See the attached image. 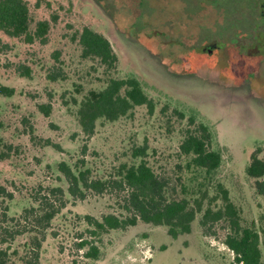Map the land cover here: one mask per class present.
I'll return each mask as SVG.
<instances>
[{
	"label": "rangeland",
	"instance_id": "rangeland-1",
	"mask_svg": "<svg viewBox=\"0 0 264 264\" xmlns=\"http://www.w3.org/2000/svg\"><path fill=\"white\" fill-rule=\"evenodd\" d=\"M25 1L31 30L42 20H48L50 28L44 45L25 44L21 38L0 33V84L14 90L11 97L0 96V136L15 148L0 162V184L13 193L5 204L7 217L17 220L7 221L0 212V232L21 231L1 245L9 244L8 264H23L33 256L35 238L42 239L40 264H232L233 254L223 243L225 222L202 227L200 220L207 207L222 206L214 187L221 183L242 223L264 230V197L255 192L254 181L245 174L251 153L256 148L262 150L260 157L264 153V99L245 94L241 85L234 84L251 72L248 60L238 56L249 41L239 39L232 49L226 32V48L213 56L202 54L204 44L221 40L211 35L214 26L229 23L222 11L208 6L200 17L202 0ZM84 26L109 41L117 56L115 70L107 72L97 60L81 58V47L72 35ZM253 38L258 40L257 35ZM55 51L57 61L52 56ZM170 63L178 73L168 70ZM25 68L30 70L28 76L19 73ZM51 72L60 78L49 81ZM130 76L154 101L153 114L140 106L115 122L100 119L87 139L78 124L74 100L103 89L109 78ZM252 81L262 88L260 76ZM40 105H49L48 116ZM192 114L196 123L210 128L211 149L221 152L222 161L190 232L173 239L166 227L138 221L134 227L94 237L99 256L85 258L77 248L79 236L88 237L92 229L85 217L100 221L109 214L124 215L119 199L123 192L109 187L104 193L86 191L83 198L71 197L57 165L64 162L72 169L81 165L90 171L91 180H116L121 164L138 162L131 157L132 148L146 141L145 160L166 181L167 198L191 202L198 194L196 183L183 169L186 158L179 155L178 146L185 130L194 128L188 125ZM39 186L63 191L62 197L50 202L61 208L45 230L34 227V215L21 218L25 209L37 206L31 196Z\"/></svg>",
	"mask_w": 264,
	"mask_h": 264
},
{
	"label": "trees",
	"instance_id": "trees-1",
	"mask_svg": "<svg viewBox=\"0 0 264 264\" xmlns=\"http://www.w3.org/2000/svg\"><path fill=\"white\" fill-rule=\"evenodd\" d=\"M53 19L55 18L52 17L51 22ZM49 28L50 22L42 20L38 21L35 28L31 30L29 7L25 0H0V33L3 35L13 39L21 38L25 44L39 42L44 45ZM72 40L81 47V58L97 60L107 72L116 69L117 56L109 41L102 34L84 26L72 35ZM52 56L57 61L59 52H53ZM19 73L22 76H28L30 70L25 68ZM60 76L51 72L47 74V79L54 82ZM13 95L12 88L0 84V96L11 97ZM74 102L77 104L78 124L87 139L94 134L96 122L100 119L111 123L130 115L136 107L145 106L150 115L155 109L154 101L145 94L139 80L132 76L124 79L109 78L103 89L90 90L79 102L76 100ZM39 109L45 116L49 115V105H40ZM179 117L184 119V114L179 113ZM188 125L194 128L185 130L178 146V152L180 156L186 158L183 169L190 174V181L196 183L198 194L191 202L186 198L180 200L167 198L166 181L159 178L145 160L148 151L146 141L141 146L132 148L131 157L138 159V162L121 164L116 180H91L90 171L81 165H75L74 169L64 162L57 165L68 183L67 191L71 197L83 198L86 191L104 193L109 187L117 188L119 193L123 192V196L119 199L124 215L109 214L103 216L100 221L89 216L85 217L92 229L88 230V237L81 234L77 244L78 250L83 251L82 255L85 258L95 260L99 256L100 251L93 240L94 237L110 230H125L128 227H134L138 221L166 227L167 234L173 239L179 234L190 232L191 223L196 214L202 211L203 200L208 196V190L221 165L222 154L218 150L211 149L213 134L203 122L196 123L194 114L188 117ZM85 149L84 146L83 152ZM14 151L15 148L5 143L0 136V162L8 159ZM261 153V148H256L251 153L245 174L254 181L255 192L264 197V153L260 157ZM214 187L216 199L219 198L222 201V206L216 210L207 207L203 211L200 225L205 227L219 221L225 222L226 235L223 243L233 254L232 264H264V230H257L254 223L244 225L238 209L229 199L227 189L221 183H215ZM62 194L61 188L39 186L35 194L31 196L37 206L25 209L21 218L34 215L37 225L34 227L47 229L61 208L50 202L54 197H62ZM12 198L13 193L0 184V212L10 222L17 221L7 217L8 209L5 202ZM36 212L39 213L36 215ZM20 233L21 231L17 229L4 232V234L0 232V264L10 262L9 244L5 248L1 245L8 243V240H13ZM41 243L42 239L35 238L34 248L30 250L33 251V256L24 260L23 264H40L38 251Z\"/></svg>",
	"mask_w": 264,
	"mask_h": 264
},
{
	"label": "flooded vegetation",
	"instance_id": "flooded-vegetation-1",
	"mask_svg": "<svg viewBox=\"0 0 264 264\" xmlns=\"http://www.w3.org/2000/svg\"><path fill=\"white\" fill-rule=\"evenodd\" d=\"M204 5L202 8L199 6L200 17L205 7H212L218 11H222L227 19L228 25L224 24L214 26L211 35L218 36L221 40L211 41L204 44L202 54L213 56L215 53L219 54L221 50L226 48L224 44V33H228V40H231L232 49L237 45V40L246 39L249 41L247 46L243 45L241 50L238 52V56L244 57L242 60L247 62V69L251 70L245 79L234 83L235 86L239 87L240 90L258 99H264V0H202ZM201 4V3H200ZM223 23V22H222ZM206 27V26H205ZM204 24L203 28L205 30ZM206 31V30H205ZM131 31L128 32V34ZM208 32V31H206ZM257 35L258 40L256 41L253 36ZM219 57L217 63L219 64ZM168 70L178 73L177 67L174 64H169ZM257 73H256V72ZM256 75L263 79L260 86L255 87L253 85V79ZM251 87L254 89V94L251 91Z\"/></svg>",
	"mask_w": 264,
	"mask_h": 264
}]
</instances>
